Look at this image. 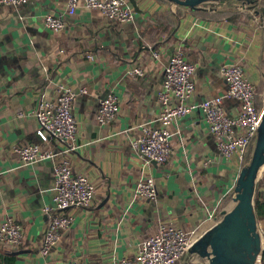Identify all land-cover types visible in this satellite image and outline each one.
<instances>
[{
	"label": "crops",
	"instance_id": "1",
	"mask_svg": "<svg viewBox=\"0 0 264 264\" xmlns=\"http://www.w3.org/2000/svg\"><path fill=\"white\" fill-rule=\"evenodd\" d=\"M128 1L135 18L126 23L83 5L69 15L68 0H29L18 9L0 7V222L11 216L24 231L19 246L0 242V264L7 256H14L16 264H65L75 259L112 264L114 257L135 258L159 222L174 214L181 228L197 229L200 237L214 224L207 220L208 214L220 219L234 206L239 170L220 155L200 111L170 126V159L151 168L158 205L135 198L144 164L135 142L142 124L158 125V92L178 46L197 67L192 103L227 92L220 70L230 63L240 64L247 78L264 86L263 7L261 15H245L250 21L238 25L186 12L176 40L154 50L151 43H141L143 31L153 14L177 7L167 0ZM47 15L64 17L66 27L58 33L48 29ZM135 67L144 70L143 77L128 74ZM62 85L76 93V149L67 153L57 142L43 144L57 153L55 158L23 166L16 149L38 141V103L54 102ZM109 94L118 97L120 113L115 121L100 125L96 121L100 101ZM222 106L228 116L239 111L235 100H225ZM65 158L75 173L87 175L95 184L96 198L90 207L70 210L72 225L45 257L41 254L47 226L44 207L53 205L54 166ZM261 228L264 241V222Z\"/></svg>",
	"mask_w": 264,
	"mask_h": 264
},
{
	"label": "built area",
	"instance_id": "2",
	"mask_svg": "<svg viewBox=\"0 0 264 264\" xmlns=\"http://www.w3.org/2000/svg\"><path fill=\"white\" fill-rule=\"evenodd\" d=\"M29 0H0V7L22 8ZM83 5L91 10L102 12L110 20L120 23L133 21L135 11L128 0H68L67 13L76 14L77 8ZM246 5H240L239 7ZM45 26L53 32H61L66 27V20L61 16L47 15ZM61 51V50H60ZM155 58L158 54H155ZM197 67L189 62L184 54L183 46H178L165 67L162 87L158 92L161 111L158 125L150 127L141 125L142 134L135 146L140 149L144 164L142 173L134 188L135 198L147 200L155 205L159 203V193L155 178L151 173L153 164H166L170 159V126L193 111H200L216 139L220 155L226 162L234 164L239 172L248 162L255 144L261 123L263 109L256 103L255 84L247 78L243 67L238 63L223 66L220 75L228 86L222 96L211 97L200 103H192L195 94L194 76ZM129 75L143 77L144 70L135 67ZM82 93H86L83 89ZM76 98L75 91L66 86H59L54 102L40 100L35 110L37 119L36 134L41 144L29 143L16 149L23 166L53 160L57 153L46 149L52 142L61 144L70 153L76 149L78 122L73 112ZM225 100H235L239 111L228 116L223 109ZM120 113V102L116 95L109 94L100 101L96 121L105 125L115 121ZM45 144V145H43ZM209 161L204 163L208 166ZM56 193L52 206L44 207L47 226L43 235L42 256H48L51 250L61 241L62 231L68 229L74 217L72 209H82L93 205L96 198V187L85 174L73 171L71 162L65 158L54 166ZM176 215L159 222L157 232L144 240L135 258L114 257L112 264H178L189 255V249L199 237L197 229L185 231L176 222ZM221 219V218H220ZM220 219L212 212L207 220L215 225ZM212 225V226H213ZM262 235V228L259 225ZM24 231L11 216L0 222V242L10 247L19 246L23 242ZM264 262V241L258 264ZM65 264H98L92 261L69 260Z\"/></svg>",
	"mask_w": 264,
	"mask_h": 264
},
{
	"label": "water",
	"instance_id": "3",
	"mask_svg": "<svg viewBox=\"0 0 264 264\" xmlns=\"http://www.w3.org/2000/svg\"><path fill=\"white\" fill-rule=\"evenodd\" d=\"M173 6L189 10L207 8L231 0H167ZM252 7L259 0H233ZM257 13H259L257 11ZM156 164V163H155ZM264 172V109L257 138L248 162L241 168L230 210L208 231L198 237L189 249L206 264H258L262 236L255 214V192Z\"/></svg>",
	"mask_w": 264,
	"mask_h": 264
},
{
	"label": "trees",
	"instance_id": "4",
	"mask_svg": "<svg viewBox=\"0 0 264 264\" xmlns=\"http://www.w3.org/2000/svg\"><path fill=\"white\" fill-rule=\"evenodd\" d=\"M231 3L237 2L231 0L225 3H219L220 7H223L222 9H219L215 6H208L207 8H200L189 11V9L187 10L183 7H177L175 11L168 10L163 13H155L152 15L150 22L142 33L143 41L141 43H151L154 47V50H156L162 44L174 42L176 40V33L179 29V22L185 17L186 12L196 18L211 22L227 21L234 25H238L240 23L246 24L248 21H250V18H247V16H245L244 14L240 12H232L231 8L229 7ZM259 6L263 7L264 9V1L255 3L252 8H257ZM161 39L162 41L158 45V42ZM263 88V85H255L256 103L259 109H262V103L261 100H258L257 96L261 95ZM37 138L38 141L32 140L31 142H40L38 136ZM263 187L264 175L257 183L254 199V209L259 225H262V223L264 222V194L262 192ZM16 262L17 260L14 256H7L3 264H16ZM261 264H264V262L262 261Z\"/></svg>",
	"mask_w": 264,
	"mask_h": 264
},
{
	"label": "rangeland",
	"instance_id": "5",
	"mask_svg": "<svg viewBox=\"0 0 264 264\" xmlns=\"http://www.w3.org/2000/svg\"><path fill=\"white\" fill-rule=\"evenodd\" d=\"M209 6H212V7L215 6V7L219 8V9L223 8V7H220L219 3H214V4L209 5ZM229 7L231 8L232 12H235V13L240 12V13H242L244 15H248V16H254L257 11L260 12L261 9H262L261 6H259L257 8L248 9V7L245 8L244 6L239 7V5H235V3H231ZM258 15H261V14L258 13ZM262 18H263V16H262ZM257 98H258V100H261L262 109H264V88L262 90L261 95L257 96ZM263 175H264V172H263ZM195 256L196 255H193V256L189 255L182 262H180L178 264H206V261L204 259H201L198 256H196V257H198L199 260L197 259L198 262H195V260H193V258L194 259L196 258ZM192 260H193V262H192Z\"/></svg>",
	"mask_w": 264,
	"mask_h": 264
}]
</instances>
